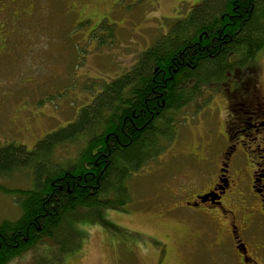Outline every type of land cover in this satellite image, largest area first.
<instances>
[{"label": "rangeland", "instance_id": "rangeland-1", "mask_svg": "<svg viewBox=\"0 0 264 264\" xmlns=\"http://www.w3.org/2000/svg\"><path fill=\"white\" fill-rule=\"evenodd\" d=\"M21 2H28L30 13L20 20L10 19L12 9ZM196 2L0 0V20L16 24L9 30L14 33L13 46L0 49V147L16 143L30 149L39 138L64 126L101 85L130 67L141 51ZM257 55L264 78V49ZM224 86L215 87L209 100L204 93L181 109L182 121L177 120L173 140L128 179L131 198L126 211L105 209L92 218L81 211L79 222L66 225L72 217L67 218L52 237H43L10 264H231L213 262V253L201 250L195 240L200 227L163 215V209L172 204L171 196H166L172 191L164 189L165 183L186 175L191 180L185 181L195 191L217 176L216 164L209 159L206 165L204 159L216 155L218 149L213 144L209 152L202 151L201 143H214L210 121L221 128L226 111ZM61 145L54 158L58 150L65 151L63 146L67 151L75 148ZM8 175L0 180L7 189L33 186L28 171ZM3 190L0 221L16 219L18 195ZM165 246L168 256L161 260Z\"/></svg>", "mask_w": 264, "mask_h": 264}, {"label": "trees", "instance_id": "trees-1", "mask_svg": "<svg viewBox=\"0 0 264 264\" xmlns=\"http://www.w3.org/2000/svg\"><path fill=\"white\" fill-rule=\"evenodd\" d=\"M196 1L64 126L30 149L0 147V180L21 169L33 177L27 189L0 184L18 195L20 208L16 219L0 221V264L52 237L67 218L66 225L79 222L81 211L89 218L105 209L126 211L128 179L173 140L181 109L204 93L209 100L215 87L245 66H258L264 0ZM68 143L75 148L63 146L53 162L56 149Z\"/></svg>", "mask_w": 264, "mask_h": 264}, {"label": "flooded vegetation", "instance_id": "flooded-vegetation-1", "mask_svg": "<svg viewBox=\"0 0 264 264\" xmlns=\"http://www.w3.org/2000/svg\"><path fill=\"white\" fill-rule=\"evenodd\" d=\"M16 7L10 19L20 20L30 13L28 2ZM11 23L0 20V41L5 49L14 44V33L9 30L16 24ZM244 69L224 82L221 94L226 98V111L221 128L210 121L218 130L217 136L212 128L210 131L214 143H201L202 151L209 152L213 144L218 149L216 155L204 159L206 165L211 160L216 164L217 176L195 191L185 181L191 180L186 175L165 183L164 189L172 191L166 194L172 204L163 209V215L200 227L195 240L201 250L213 253V262L264 264V78L259 66ZM167 254L165 246L161 260Z\"/></svg>", "mask_w": 264, "mask_h": 264}]
</instances>
